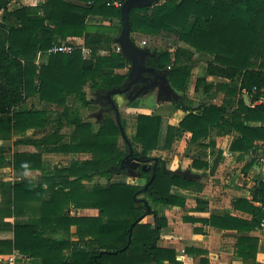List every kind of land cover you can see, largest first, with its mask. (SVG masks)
I'll return each instance as SVG.
<instances>
[{
	"label": "trees",
	"instance_id": "1",
	"mask_svg": "<svg viewBox=\"0 0 264 264\" xmlns=\"http://www.w3.org/2000/svg\"><path fill=\"white\" fill-rule=\"evenodd\" d=\"M11 1L0 0V141L11 140L14 134L28 129H44L51 123L59 127L64 121L75 127L68 147L55 146L62 139L56 132L39 139L20 138L13 144L50 146L48 151L90 153L91 158L72 161L65 169L53 166L46 172L42 169L41 153L14 152L9 156L10 148L0 146V169H41L47 176L40 184L23 178L17 184L0 182L2 220L5 216H20L22 209L19 208L30 201L37 205L34 210L39 212L38 218H29L26 224L12 227L14 239L0 241V254L15 248L21 254L36 255L32 248L41 247L47 241L42 236L45 221L57 217L64 205L72 203L74 208L97 209L99 216L75 219L80 238L88 235L89 238L83 241L82 248H75L69 262L64 259L58 264H176L173 250L157 247L159 232L166 226V220L158 218L149 203L184 207L185 198L174 195L172 189L200 191L202 185L179 171L169 170L160 156L156 157L152 173L151 153L159 145L161 122L156 114L135 116V134L127 138L133 149L131 157L140 162L134 159L123 162L129 151L106 94L125 87L128 73L118 70L130 65V61L121 52L112 50L115 36L110 35V26L87 23L91 18H116L117 36L121 30L120 8L108 5L114 0H45L40 5L9 8ZM128 19L132 41L133 33L174 38L195 53L213 57L206 62V76L228 81L211 83L206 77L196 80L195 92L202 87L206 95L212 89L214 94L224 93L221 106L201 103L192 111L180 106L186 114L179 127L191 133V142H198L207 135L208 129L218 125L238 134L230 147L232 151L256 150L254 142L264 140V0H159L151 6L130 8ZM71 37L83 39L84 46L91 51L88 58H83L77 49L71 54H48L45 64H35L38 52H46ZM145 49L151 54L145 61L146 66L165 73L172 87L184 91L195 64L193 53L181 47H176L173 54L168 49ZM100 50L107 53L99 54ZM86 85L93 92L92 100L86 98ZM243 94L247 95L250 105L245 104ZM72 95L80 107L91 103L100 107L95 123L82 121L78 108L67 106L66 99ZM31 96L40 102L62 106L63 110L54 115L51 111L17 110ZM174 106L179 107L176 103ZM230 107L233 110L227 114ZM120 121L124 129L121 118ZM251 122L261 125L252 126ZM175 131L176 127H167L165 149L171 145ZM193 166L197 163L193 162ZM132 172L135 176L129 182L111 181L115 175L131 176ZM70 175L75 179L69 180ZM94 176L106 182L86 188L82 180L90 182ZM139 180L144 183L138 184ZM232 207L235 212L247 214L249 219L227 212L222 217L198 221L239 232L255 229L264 219V181L257 180L250 197L236 198ZM149 214L154 216V228L143 222ZM190 220L197 221L186 218ZM22 240L26 241L27 248L21 246ZM54 244L59 243L52 241L49 247ZM254 245L253 238L242 236L236 250L247 257ZM41 257L42 264H50L47 255Z\"/></svg>",
	"mask_w": 264,
	"mask_h": 264
},
{
	"label": "crops",
	"instance_id": "2",
	"mask_svg": "<svg viewBox=\"0 0 264 264\" xmlns=\"http://www.w3.org/2000/svg\"><path fill=\"white\" fill-rule=\"evenodd\" d=\"M15 1L12 0L11 2L14 3ZM44 1L20 0V3L21 5L35 6L40 5ZM10 4L8 5L9 8ZM87 23L110 26L112 28L110 35L115 36L111 48L114 51V46L118 45L116 47L119 48H116L115 51L121 52L119 44L116 43V38L119 36V34L116 36L119 25L118 19L110 18L102 20L91 18L87 20ZM136 36L138 38L145 37L140 34ZM66 41L77 45H84L83 39L79 37H71ZM174 42L175 45L172 44L169 48L171 54H173L176 47L185 48L193 53L192 58L195 61L184 91H179L168 83L169 93H166L165 88L160 89V87H156L154 90L138 96L133 101L128 100L127 96H123L124 94L115 95V103L117 104L120 118L124 123L126 136L129 138L134 136L136 129L135 116L137 114L159 115L161 118L159 145L156 150L152 151V154L159 152L160 154L158 156L165 161L166 167L169 170L179 171L184 176L196 179L202 185L200 191L180 189L177 187L172 189L174 195L185 198L186 202L184 207L149 203L151 210L155 211L157 217L166 220V226L160 229L157 247L173 250L176 253V264H264V232H261L258 227L250 231L239 232L236 229H223L211 225L210 222L204 223L198 221L209 219L211 216L222 217L227 212L231 215L245 218L246 220L249 219L247 214L235 212L232 203L236 198H249L250 190L255 182L259 179L264 181V140H256L254 142L256 150L251 149L249 153L232 151L230 147L238 134L233 130L213 125V127L208 129L207 135L200 138L198 142H191V133L179 127V123L186 114L180 106L183 105L189 108V111L196 109L201 103H212L221 106L225 98L224 93L218 92L214 94V89H212L206 95L202 87L199 88L198 92H195L196 80L206 77V80L211 83L228 81L219 77L205 75L206 62L211 61L213 59L212 56L204 53H195L192 48L183 42L177 40H174ZM137 45L139 46V44ZM140 48L145 49L142 46ZM100 51L103 54L107 53L106 50ZM47 56L48 54L46 52H38L35 57V64H45ZM118 72L124 73L122 69L118 70ZM84 91L86 92V98L92 100L94 95L87 85L84 87ZM122 96L128 100L127 104H124L125 102ZM175 103L179 107L176 108L174 106ZM66 104L73 109L78 108L82 121L96 122L92 117L85 118L82 115V111L89 109V113H93L96 116L100 109L97 104L91 103L86 107H80L74 102V95L67 97ZM245 104L250 105L249 99L248 103L245 102ZM29 109L51 111L54 115L56 112L60 113L63 107L56 104L40 102L37 97L31 96L17 108V110L21 111H27ZM232 110L233 107L228 108L227 114ZM250 125L259 126L261 123L251 122ZM168 126L176 127V131L171 145L165 149L163 143ZM74 130L75 127L73 125L66 124L64 121L59 127L55 123H51L44 129H28L24 132L16 133L11 140L0 141V146L10 148L8 152L9 156L14 152L41 153L42 169H45L46 172L53 166L65 169L70 167L72 161L82 162L89 160L91 154L73 153L65 149L48 151L46 149L50 148V146L37 148L29 144L14 145L13 141L25 137L39 139L49 133L56 132L62 135V139L55 146L65 148L70 145ZM122 141L121 139L119 140L120 146L123 143ZM193 162H196L197 166H193ZM20 172L21 174H18V171H14L11 167H3L0 169V182L17 184L23 178L40 184L44 177H47L41 169ZM132 174L133 176L128 175L129 177L127 175H115L111 181L129 182L135 176L134 172ZM68 179L73 180L75 176L70 175ZM140 181H138V184ZM105 182L106 179L98 176H94L90 182L87 179L82 180V184L86 188L93 184H104ZM1 201L2 193L0 190ZM35 207L37 205L30 201L22 204L19 208L22 209L20 216H5L3 220L0 218V241H12L14 239L12 230L14 225H24L29 218L36 216L38 218L39 212L38 209L34 210ZM56 216L47 219L42 226V236L47 241H43L41 247L32 248V252H35L36 255H24L19 250L13 248L10 253L0 254V264H8L7 259L12 254L16 255L15 264H42V254L49 257L48 263L50 264H58L64 259L69 262V257L75 248L77 246L82 248L83 241L89 238V235L80 238L77 233L79 225L75 219L98 217L99 211L89 207L74 208L72 203H70L64 205L63 210L59 211ZM187 217H193L197 221H186ZM143 222L150 223L152 228L155 227L153 215H146ZM4 224H7V226ZM242 236L253 238L256 241V245L250 247V254L247 257L239 255L236 250V243ZM52 241L54 243L58 242L59 244H54L50 248L49 245ZM21 242V246L27 248L25 246L26 241L22 240Z\"/></svg>",
	"mask_w": 264,
	"mask_h": 264
},
{
	"label": "water",
	"instance_id": "3",
	"mask_svg": "<svg viewBox=\"0 0 264 264\" xmlns=\"http://www.w3.org/2000/svg\"><path fill=\"white\" fill-rule=\"evenodd\" d=\"M157 1L159 0H124L120 7L121 30L119 36L116 38V43L119 44L123 57L130 61V66L127 72V81L124 83L125 87L122 89L110 90L106 94V98L114 110L116 124L129 151L123 159V162L125 163H130L132 159L137 162L140 161L136 157H131L133 149L121 125L119 110L112 97L115 95L125 94L132 87L134 93L128 94L127 98L128 100L133 101L138 96L146 94L148 90L154 86L153 84H158L160 89L163 87L166 89V93H169V84L166 79V74L157 73L154 68L146 66L145 61L146 58L150 56V53L148 50L140 48L136 43H134L130 38L129 32V9L132 7L140 8L151 6ZM243 99L246 103H248V97L246 95L243 96ZM150 160L153 161L152 173H154L157 164V158L152 157ZM18 174H21V172L18 171ZM130 175L133 176V174ZM152 178L153 176L145 184L144 189L147 188Z\"/></svg>",
	"mask_w": 264,
	"mask_h": 264
},
{
	"label": "rangeland",
	"instance_id": "4",
	"mask_svg": "<svg viewBox=\"0 0 264 264\" xmlns=\"http://www.w3.org/2000/svg\"><path fill=\"white\" fill-rule=\"evenodd\" d=\"M160 1L163 2L164 0H160ZM10 3H11L10 4V8H15V7L21 5L20 0H16L14 3L13 2H10ZM136 35H139V33H133L132 34V37L134 36L132 38L134 40V42L139 44V47L142 46L144 48H149L151 51L152 50L160 51V50H166V49L169 50V48L171 47L172 44L175 45V42H174L175 39L174 38H168V37L164 36L163 34L159 35V36H155V37H150V36H147V35H144V34H140V35L145 36L144 38H138V36H136ZM141 40H144V41L141 42ZM143 42H145V43H143ZM116 46H118V45H116ZM116 46H114L115 50H116V48H119V47H116ZM98 53L99 54H101V53L103 54V52H101V51L98 52ZM129 66L130 65H128L127 67L123 68L122 72H126V71L128 72ZM123 96H125V95H123ZM123 96H122V98L124 99V102H125L124 104H127L128 100L126 99V97L124 98ZM113 98H114V101H115V96ZM82 115H84V117L87 118V119L89 117H92L93 120H97V117H96L97 115L94 116L93 113L90 114L89 113V109L85 110V111H82ZM35 134H37V133H35ZM37 135H39V134H37ZM159 154H160L159 152H156V153L152 154L151 156H156L157 157ZM121 176H124V175H121ZM143 183H144V181L141 180L139 184L142 185Z\"/></svg>",
	"mask_w": 264,
	"mask_h": 264
},
{
	"label": "built area",
	"instance_id": "5",
	"mask_svg": "<svg viewBox=\"0 0 264 264\" xmlns=\"http://www.w3.org/2000/svg\"><path fill=\"white\" fill-rule=\"evenodd\" d=\"M122 3H123L122 0H114L111 4L108 3V5H113L115 7L120 8ZM77 49L81 51L83 58H88L90 56V53H91L90 49L86 48L84 45H77V44L67 42V41L53 45L48 51H46V53L47 54H56V53L71 54ZM258 229L261 232H264V219H262L261 222L259 223ZM15 257H16L15 254H12L11 256H9L7 259V263L15 264Z\"/></svg>",
	"mask_w": 264,
	"mask_h": 264
},
{
	"label": "flooded vegetation",
	"instance_id": "6",
	"mask_svg": "<svg viewBox=\"0 0 264 264\" xmlns=\"http://www.w3.org/2000/svg\"><path fill=\"white\" fill-rule=\"evenodd\" d=\"M154 86H152V88H150L149 90H148V92L149 91H152V90H154L156 87L158 88L159 87V85L158 84H153ZM163 88V87H162ZM161 88V89H162ZM163 92H164V90H163ZM133 94L134 93V91H133V88L131 87L124 95L125 96H128V94Z\"/></svg>",
	"mask_w": 264,
	"mask_h": 264
}]
</instances>
